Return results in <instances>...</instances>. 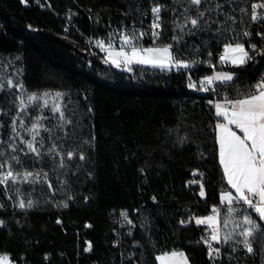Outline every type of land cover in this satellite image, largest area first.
<instances>
[{
  "label": "trees",
  "instance_id": "trees-1",
  "mask_svg": "<svg viewBox=\"0 0 264 264\" xmlns=\"http://www.w3.org/2000/svg\"><path fill=\"white\" fill-rule=\"evenodd\" d=\"M260 2L264 0H206L200 10L222 5L211 13V21L220 23L193 36L176 26L185 9L187 14L196 12L188 0H0V163L10 162L21 174L14 183L0 184V220L6 222L0 227V254H11L18 264H157V255L181 251L189 264H264V234L251 238L254 254L238 243L243 240V216L251 213L256 218L254 210L239 203L233 205L237 211L228 214V205L221 204L220 194L229 187L218 161V120L213 113L214 101L241 98L264 74L261 56L239 69L219 63L230 38L246 48L249 43L264 47V38L257 35L264 33V20L251 19V5ZM157 4L162 6L158 38L151 29V9ZM133 30L145 33L137 46L172 45L181 59L201 62L179 71L134 65L129 72L106 64L94 42L108 43V38ZM244 31L251 35L244 37ZM209 60L215 68L205 62ZM216 70L236 72L238 77L216 83L214 90H199L200 80ZM8 79L14 81L10 87ZM45 91L65 94L58 101L64 120L51 111L57 101L49 99L48 107H39L40 101L28 104L29 93ZM38 116L46 117L37 136V146L42 140L40 157L24 143L32 137L24 128ZM69 152L75 153L71 159ZM80 153L85 160L79 159ZM7 170L5 166L0 172ZM26 171L40 176L25 181ZM20 199L85 216L90 226L63 223L57 232L67 242L44 243L49 234L37 239L32 230L34 206L19 211ZM217 204L221 235H233L222 243L221 261L210 257L208 245L201 241L210 233L206 227L180 223ZM124 211L132 224L123 218L126 226L119 229L118 240L115 219ZM224 219L229 221L226 228ZM84 238L91 243L89 253Z\"/></svg>",
  "mask_w": 264,
  "mask_h": 264
},
{
  "label": "snow or ice",
  "instance_id": "snow-or-ice-1",
  "mask_svg": "<svg viewBox=\"0 0 264 264\" xmlns=\"http://www.w3.org/2000/svg\"><path fill=\"white\" fill-rule=\"evenodd\" d=\"M22 3L27 4L28 0H21ZM188 3L196 7L195 14H187L188 9H185V15L176 26L180 29L181 33L187 35H196L197 32L210 30L212 23H220L219 21H211V13L216 9L222 10V5L216 3L215 5L206 6L203 10H200V6L206 3V0H188ZM251 19L252 21L264 20V2L253 3L251 5ZM261 11H257V10ZM162 6L155 5L152 7L151 12L154 15V20L151 25L152 35L156 38L159 37L160 33L157 29L161 28L160 13ZM241 11H247L241 9ZM207 14V15H206ZM228 20L235 21V18L224 13ZM211 21V22H210ZM220 33V29L216 30ZM227 31V29H225ZM144 32L137 34L135 30L131 32H121V48L119 51H113L111 38H108L109 42L107 47L105 46L104 40L96 41L97 47H100L102 51H107L106 62H110L117 68L124 67L127 71L131 72L133 69L131 65L136 64H148L162 69H168L171 67L189 69L193 65L200 63L197 60L178 59L173 55L172 45H166L163 48H137L133 41H138ZM251 33L244 31L243 36L249 37ZM257 35L264 38V33H257ZM181 37L174 36L173 40H179ZM123 46H129L131 53L124 51ZM208 56L211 57L212 53L208 52ZM264 57V47L258 48L256 44L249 43L248 48L245 44L238 42L235 38H230L228 42L224 43L223 51L219 56V63L230 64L234 68H244L250 62H254L256 57ZM19 59V57H17ZM210 67L215 68L211 61H205ZM238 77V73L230 71H217L211 76L204 77L199 83L201 88L205 92L211 91L209 87L219 82L220 84H227L228 82L234 81ZM14 81L12 79L7 80V85L12 86ZM190 88L195 87L194 83L188 85ZM4 85L0 84V89H3ZM16 87L23 90V84L17 83ZM65 94L57 91L54 94L50 92L37 93L32 92L27 95L28 104L40 101L42 102L39 107H48L49 99L57 101L53 104L51 111L53 113H60V119H65V114L62 111V105L58 102L63 98ZM210 103H212L210 101ZM23 109H27L28 104H25L24 100L20 101ZM215 109L217 116H223L226 123H218L216 127L219 129V155L220 163L223 165L225 176L227 177V183L231 186V189L235 190V194L232 191L221 193V204H227V213L232 214L237 211L234 204L243 203L247 205L249 209L254 210L256 218L251 213L243 216V230L239 232V236L243 237V240L238 241L242 243L246 252L254 254V248L251 238L254 237L258 232L264 234V74H261L259 80L250 88L243 93L241 98L232 100L228 97H224L223 101L215 102ZM91 111V109H89ZM46 117L38 116L32 122L31 127H25L24 130L30 132L32 137L30 140L24 141L27 146V150L31 153H35L37 157H40L42 147V140L37 146V136H39V130L44 128L42 120ZM70 122V121H69ZM16 121H13V132L16 133ZM242 133L238 135L236 131H233L232 126ZM21 127H24L21 121ZM45 131L48 129L45 128ZM18 135V133H16ZM14 147V146H13ZM56 146L53 145L52 149H49L51 153ZM2 154V153H0ZM75 153L69 152L67 156L71 159ZM80 160H85L86 157L83 153L79 154ZM12 160L19 162V158L16 156L12 157ZM7 166V171L0 172V184H8L9 181L15 182L17 177L21 175L12 170V164L10 162L0 163V169ZM63 161H61V167H63ZM91 175V174H90ZM35 176L39 178V173L24 172L23 178L28 181L29 177ZM44 178L47 179V174H44ZM36 182V179L31 181ZM49 188L52 187L49 183ZM200 196H205L203 185H201ZM71 199V197L69 198ZM88 197H85L87 200ZM153 200L156 198L153 197ZM33 200L18 201V207L20 209L32 208L34 206ZM64 207H68L67 202L63 204ZM3 207V205H0ZM214 212H218V209H213ZM128 224H132V221L128 219V213L126 211L120 214ZM190 222V221H189ZM196 224H210L212 225L211 241H217L220 243L227 244L233 240V235L230 232H226L221 235L220 219L218 215H213L207 218H196ZM5 221L0 220V227L5 225ZM57 223L61 221L57 220ZM181 224L186 221H180ZM229 221L223 220V226L226 228ZM90 226V225H89ZM239 227V225H237ZM235 231V229H233ZM204 243L208 244V255L213 258H218L221 255L220 248H213L209 240H204ZM86 251L91 250V244H89ZM232 251H236L235 248ZM180 258V264H188L187 257L184 253L173 252L171 254H165L164 256H158L157 259L161 261V264H167L169 260L175 261ZM0 264H12L8 254H0Z\"/></svg>",
  "mask_w": 264,
  "mask_h": 264
},
{
  "label": "rangeland",
  "instance_id": "rangeland-1",
  "mask_svg": "<svg viewBox=\"0 0 264 264\" xmlns=\"http://www.w3.org/2000/svg\"><path fill=\"white\" fill-rule=\"evenodd\" d=\"M138 42L139 41L134 40L133 44L137 46ZM107 45L108 43H105L106 47ZM94 46L98 48L100 52H102L103 55L107 57L108 55L107 51H102L100 47H97L96 42H94ZM121 46L116 47L112 45L113 51H119ZM123 47L125 52H128L129 54L131 53V48L129 46H123ZM103 60L106 64L113 65L110 62H106V58H104ZM133 66L134 64L131 65V67ZM120 68L127 71L123 66ZM32 214H34L32 219V230L34 236L35 238L38 239V237H42V235L45 233L49 234L48 236H45L44 239L42 238L43 239L42 241L47 244H49L50 242H63V243L67 242L66 239L62 238L57 232V226H60L63 223H66L67 226H71L72 228H85L89 226V223L86 221V219H84L85 216L72 214L67 211H52L40 205L34 206V210ZM57 220L61 221V223H57ZM89 244L91 243L88 240V238H84V243H83L84 251H86L85 249L88 248ZM90 251L87 252L89 253Z\"/></svg>",
  "mask_w": 264,
  "mask_h": 264
},
{
  "label": "built area",
  "instance_id": "built-area-1",
  "mask_svg": "<svg viewBox=\"0 0 264 264\" xmlns=\"http://www.w3.org/2000/svg\"><path fill=\"white\" fill-rule=\"evenodd\" d=\"M261 11V10H258V12ZM109 42V40H108ZM111 42H112V45L113 46H116V47H119L121 46V40H120V36H113L111 37ZM174 56H176V54H173ZM178 59H181L180 57L176 56ZM136 64V63H135ZM138 65V64H137ZM180 69L182 68H177V67H173V70L175 71H179ZM203 80V79H202ZM201 81V80H200ZM198 87L201 88V85L200 83H198ZM212 90H214L215 88V84L209 86ZM194 175H196V172H194ZM195 182L194 181H189L188 184H194ZM242 203V202H241ZM243 204V203H242ZM218 209V212H214L213 209ZM17 210L19 211H30L32 208H25V209H20L17 205L16 207ZM220 209H221V204H217V205H214L212 206L208 213L204 214V215H198V214H190L186 219H184V221H186V223L184 224H181V225H186V224H195V225H198L196 224L195 220L196 218H207V217H210V216H213V215H218L219 216V219H220ZM190 221V222H189ZM115 222L117 223V226L118 228L114 230V235H115V238L119 240L120 238V232H119V229L126 226L124 220H123V217L119 214L116 219H115ZM199 226H204L206 227L210 233L207 234V235H204L202 238H201V241L204 243V240H209V242L211 243L212 246H215V248H220L221 250V246H222V243L220 242H217V241H211L210 237H211V234H212V225L210 224H200ZM220 227V224L218 225ZM206 244V243H204ZM208 245V244H206ZM1 254H8L9 257H10V260L12 262V264H18L17 261L14 260V258L12 257L11 254L9 253H1ZM218 260L221 261V255L218 257Z\"/></svg>",
  "mask_w": 264,
  "mask_h": 264
},
{
  "label": "crops",
  "instance_id": "crops-1",
  "mask_svg": "<svg viewBox=\"0 0 264 264\" xmlns=\"http://www.w3.org/2000/svg\"><path fill=\"white\" fill-rule=\"evenodd\" d=\"M136 47H137V48H159L158 46H148V47L136 46ZM161 47L163 48V47H165V46H161ZM104 58H106L105 55H104ZM133 64H134V65H137V64H135V63H133ZM138 65H139V66H146V67L156 68V69H160V70H167V69H162V68H160V67H155V66L148 65V64H138ZM231 66H232V65H231ZM173 67H174V66H173ZM173 67H171V68L173 69ZM171 68H168V69H171ZM120 69H121V68H120ZM217 71H224V70H216V71H214V72H217ZM214 72H213L211 75H213ZM211 75H209V76H211ZM217 83H219V82H217ZM217 101H223V99H221V100H217ZM215 102H216V101L213 102V113H214L215 118L218 120L217 123L215 124V129H214L215 141H216V143H217V148H218V149H217L218 161H219V164H220V166H221V169H222V171H223V174H224V177H225V180H226V183H227V177L225 176L224 169H223V165L220 163L219 142H218L219 129L216 127V125H217L218 123H226V120L224 119L223 116H217V114H216V109H215ZM230 127H232L233 131H236L238 135H242V133H240V131H239L238 129H236L234 125H232V126H230ZM227 185H228V187H229V190H228V191H232L233 194H235V190H234V189H231V186H230L228 183H227ZM228 191H225V192H228ZM222 193H223V192H222ZM220 200H221V194H220ZM173 252L181 253V251H171V252H167V254H171V253H173ZM182 253H183V252H182ZM165 254H166V253L159 254V255H157V257H158V256H164ZM157 257H156L157 264H161V261L158 260ZM187 261H188V260H187ZM167 264H180V258L177 257V258L175 259V261H171V260H169V261L167 262ZM188 264H189V262H188Z\"/></svg>",
  "mask_w": 264,
  "mask_h": 264
}]
</instances>
